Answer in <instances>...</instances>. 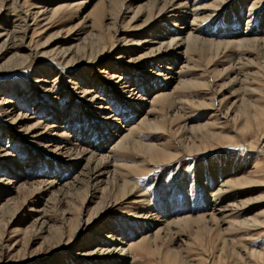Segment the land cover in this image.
Listing matches in <instances>:
<instances>
[{"label":"rangeland","instance_id":"374dc122","mask_svg":"<svg viewBox=\"0 0 264 264\" xmlns=\"http://www.w3.org/2000/svg\"><path fill=\"white\" fill-rule=\"evenodd\" d=\"M11 1L0 13V39L5 38L4 31L13 25ZM23 1L36 3V9H44L45 14L39 25L28 22L29 30H23L19 52L12 51L20 56L17 59H24L21 66L18 62L7 64L13 56L0 52V264H110L113 258L116 264H122L118 255L110 252L112 246L121 242L130 247V264H182L181 258L168 259L167 251L181 253L192 264H250L241 250L262 251L264 228L230 232L229 224L233 219L261 216L264 185L226 188L224 184L247 177L259 167L257 180H264V112L241 102L244 95L239 83L241 76L234 82L231 79L234 74L225 75L229 57L238 58V51L220 47L218 53L209 52L204 44H191L192 62L189 55L182 57L189 59L186 61L190 67H196L187 72L182 69V80L193 77H198L196 81L200 83L207 80L208 89L192 86L181 90V81L176 80L156 102H153L155 94L144 105L142 100H147L149 92L158 91L163 85L164 76L158 67H162L163 60L164 68L168 66L174 53L169 50L154 53L171 44V36L184 32L178 29L185 20H179L180 13L174 12L184 11L186 0H174L157 16L150 8L154 2L158 6L159 0H20V3ZM213 1L216 0H188L186 7L197 15L186 17L185 26L193 18L198 17L199 21L200 16L205 17L202 23L197 21L192 26L196 37L214 43L264 41V0H227L217 12L209 9L208 4ZM209 14L212 16L207 18ZM116 17V26L112 27ZM163 32L167 33L165 37ZM47 41L51 46L41 48ZM102 48L105 54L93 62L87 59L78 62L84 49L96 57ZM65 51L72 52L73 56L66 58L75 62L71 68L53 60ZM180 66L176 65L175 72L180 71ZM244 69L254 72L249 66ZM261 74L250 84L261 89V93L244 95V99L256 101L258 107L264 106V72ZM174 98L187 100L191 107L181 110L171 121L164 118L162 111L168 110ZM212 101L218 118L221 117L217 126L212 132L202 128L187 134L198 138L187 142L186 150H179L174 161L151 166L132 149L115 150L116 165L126 160L119 159L120 154L130 165L133 159L140 161L141 170L146 165L151 167L140 173H128L127 179L136 187V195L117 201L111 211H102L86 228L83 223L99 202L105 204L120 197L114 192L100 200L107 175L101 176L98 184L91 182L110 164L111 155L105 163L98 160L113 149L112 144L118 139L112 144L109 140L116 131L122 134L120 126H132L130 136H135V141L164 144L170 154L178 148L171 135L177 125L185 123L190 131L191 126H202L214 119L211 117L214 109L202 107ZM5 110L12 112L11 117H6ZM144 116L152 131L147 126L138 127L137 121ZM156 127L164 131H154ZM210 134L215 137H209ZM55 145L87 155L81 154L79 160L71 151V155H60L54 151ZM247 200H250L248 210L229 209ZM150 206L153 218L146 216ZM221 209L223 214L219 215ZM213 213L218 214L214 224L172 229L173 242L155 243L160 250H150L153 244L149 243L137 245L148 233L175 219ZM144 222L150 228L143 227ZM208 226L212 232L205 228ZM226 238L235 241L236 251L242 257L222 251ZM250 261L261 264L254 258Z\"/></svg>","mask_w":264,"mask_h":264},{"label":"bare ground","instance_id":"6f19581e","mask_svg":"<svg viewBox=\"0 0 264 264\" xmlns=\"http://www.w3.org/2000/svg\"><path fill=\"white\" fill-rule=\"evenodd\" d=\"M8 1L9 0H0V13L4 10V7L7 6ZM173 1L174 0H159V5L157 6L155 4L156 2H154L153 4H151L150 9L152 10V13L157 16V15L161 14L163 9L167 5L171 4ZM226 1L227 0L213 1V3L211 5L208 4V6H210V8L209 7L208 8L212 9L211 11L217 12L221 8H223ZM184 3H185V8H186L184 11L179 10V11L174 12V13H180V14H178L177 18L178 19L180 18L181 21L182 20L186 21L185 18L192 16V13H194V11L192 12L188 9V7H186L188 0L184 1L183 4ZM36 6H37L36 3H32V2H28V1H23L20 3V0H12L11 3L9 4V9H10L9 11L13 12V17H14L13 21H11L13 25H12L10 30L4 31L5 32V38L0 39V41H1L0 44H2V46H0V52L3 54L4 53L5 54L11 53L13 58L14 57H16V58L15 59L12 58L11 60H9L7 62V64L12 63V62H18V66H21L22 63L25 62L24 59H17V57H20L17 53L19 52V49H18L19 42L23 41V30L24 29L29 30V25H28L29 21H31L34 25H39V23H40L39 19L45 14L44 9H36V8H38ZM191 6H192V4H191ZM200 10H201V8H200ZM196 11H197V9L195 10V12ZM199 12H202V10ZM211 14H209V16H207V18L212 16ZM193 15L195 17L197 14L195 15V13H194ZM50 17H51V14H50ZM148 19L150 20L152 18L148 16ZM204 20H205V17H203V16L199 17V21H201V23ZM116 21H117V17L112 20V27L116 26ZM185 21L183 23V26H180L178 29V30H184V32L178 33L177 35H174V36H171L170 37V39H171L170 43L171 44L165 45V47L163 49H158L154 53V55L155 54H161L163 52V50L164 51L169 50V51L174 53V56H173V60H170V62L167 64L168 66H166L165 68H164V65L166 62L164 60L161 61L162 67H158L159 68L158 72H161V74L164 76L163 85L161 87L158 86L159 87L158 91L154 90L155 92H153V91L149 92L148 97H147L148 101L145 99L142 100V102H144V105L148 104L151 101L149 99L152 97V95H155V94H156V96H154L153 102H156L168 90L170 83L173 81H176V80L181 81V82H179V88L181 90L191 89L192 86H202V89H208L209 83L207 80H204L202 83L196 81V80H198V77H196V78L193 77V79H188V80H184V81L182 80L184 72L193 70L196 67L194 65H192L190 67L188 65V62H187V61H189L188 58H190V53H191V50H190L191 46L190 45L191 44H195V45L196 44H199V45L204 44L208 48L207 50L209 52L217 51V53H218L220 51V49H219L220 47L223 49L229 48V49L234 50V51L237 50L239 53L238 58H233L231 56L229 57V62L227 64L228 66L225 69V75L227 77H231V74H234L235 76L234 77L232 76L233 78H231L234 80V82H237L238 76H241L239 79L240 80L239 83L241 86H243L242 92L244 93L245 97L248 94H253L256 92L261 93V89L253 88L250 86V84H252L253 81L256 80L255 79L256 77L261 78L262 77L261 73L264 72V41H262V40L261 41H258V40H242L239 42L238 41L235 42L236 41L235 40L234 42L230 41V43H222V42H217V43L215 42L214 43L213 41L201 40L198 37H196L197 35L195 36L193 34L194 27H192L194 25V22L196 23L198 21V17L191 19V23L188 24L187 26H185V24H187V22L185 23ZM163 34H164L163 37H165V35H167V33H165V32H163ZM176 36H177V38H176ZM163 37H161L160 40H162ZM173 41H177V42L172 43ZM30 43L31 42H29V45H30ZM42 45L43 46H41V48H43V49H46L48 46H51L49 44V41L43 43ZM13 49H15L17 53H12ZM109 49H111V48H109ZM104 50H105V48H102V50L99 52V55H97L96 57H93L91 55V53H87L86 50L84 49L82 51V57L78 62L86 60V59H87V61L93 62L99 56L105 54ZM70 55H72V52L68 53V51H65V52L59 54L58 55L59 57L55 56V58L53 60L57 61V63L63 65L66 68H71L75 64V62L73 61V59H71L70 61L66 60V58ZM183 55H189V56H187L188 57L186 59L187 61L185 59H183V57H182ZM107 58L109 60H112V58L110 59L109 56ZM190 62H192L191 58H190ZM177 64L181 65L179 67L180 71L175 72V69L177 68L176 67ZM246 66H249L251 69H254L253 70L254 72L251 73V71H246V72L243 71L244 67H246ZM160 68H164V69L161 70ZM182 69H185L186 71L182 72ZM244 70H246V69H244ZM240 71H241V73H239ZM106 76H108L110 78L112 77L108 74H106ZM132 95L134 96V94H132ZM244 95L242 96L241 102L244 103L246 107L250 106V107L257 109V110H259V108H261V110H259V112L260 113L264 112V106L258 107L259 105L257 106L256 101H253V100L248 101L247 98L244 99ZM246 102H247V104H246ZM151 107H153V103H152ZM190 107L191 106H190V104H188L187 100H181V99L176 100V98H174L172 103L169 105L168 110L162 111V112H163L164 118L171 119V121H172L173 117L177 118L179 116V113H181V110L184 111L186 109H189ZM202 107L214 109V111H213L214 114H212V116H211L214 119L211 121L208 120L207 122L203 123L202 126L201 125L191 126L190 131L187 130V125L185 123L181 122L180 125H177V129L172 131L171 135L176 139V141H177L176 144H177L178 148L175 149L170 154L165 151L166 146L164 144L154 145L153 143H145L142 141H135V136H130V134L133 131L132 126L130 128H126L128 126H126V127L120 126L119 129L122 130V134H120L118 131H116L115 134L112 136V138H110V140H109L111 142L110 144H112L113 140L118 139L114 144H112V145H114V146H112L113 149L108 151V152L106 151L107 155H105V156H104V154L100 155V157H99L100 160H98L99 163H102V161L103 162L109 161L108 156L111 155L110 160L112 162L109 161L110 164H108V166H104L103 169L100 170V172H98L94 176V178H92V180H91V182L94 181V184H98L101 182V176L107 175L106 176L107 182H106L105 186L103 188H101V190H100V195H101V196L99 195L100 200H101V197H103L105 195H110L111 193H114V192L119 193L120 197L118 199H114L112 201H109L105 204H103V202H99L96 205V207L92 211H90L89 215L87 216V219L84 221L83 224L85 225L86 228H88V225L91 222H93V219L95 217H97L98 215H100L102 213V211H109V210L111 211L113 206L117 203V201H123L124 199L128 200V198L130 196L136 195V193H137L136 187L132 183H130V181L127 179L128 173H131V172L140 173V172H143L142 170L145 168H147V170H149V168L152 166L151 164H162V163H168V162L174 161V159H176L179 156V154H178L179 150H181V151H184V149L186 150L187 142H189L192 139L198 138V137H188L187 134H190V132H198V130H200L202 128H204L206 130V132H212L213 128L215 126H217L216 121L221 117L218 118V116H219L217 114L218 110L216 109L217 107H214L213 101L210 104L203 105ZM141 113H142V110L137 113V116L141 115ZM146 114H149V113L147 112ZM225 114L227 115L228 113L226 112ZM244 114L248 115L247 112H245ZM5 115H6V117H11L12 112L9 113L8 110H5ZM135 118H137V117H135ZM144 119H145V116L137 121L138 127L147 126L148 129L150 131H152L150 129L151 126L145 124V123H147V121ZM128 123H130V122H128ZM154 131H162L163 132L164 130L162 129V127H156L154 129ZM213 134H210L209 137H211V138L215 137V135H213ZM200 139H202V138H200ZM53 148H54V151H57L60 155L64 154V153H70V151H71L74 153L75 159L81 158V154L83 157V155L86 153L84 151H81L78 153L74 149H73L74 151L71 150L72 148L71 149L61 148L59 145L58 146L55 145V147H53ZM53 148H49V149L51 150ZM128 149H130V150L132 149L135 152H137L139 155H141L142 159H144V161L147 162L146 164L149 163L151 166L146 165L141 170L140 165H139V163H141L140 161L138 162V161H136L137 159L135 160L132 158L133 159V160H131L132 164L130 165L127 162L129 160H127L126 157H123L120 154L118 155V158L119 159L124 158L127 161L125 160V161L119 162L120 164L116 165L117 156H115V154H116L115 150H120V151L125 152ZM70 155H71V153H70ZM85 155H87V153ZM102 157H104V158H102ZM68 161H70V157H69ZM100 165L101 164H99L98 166H100ZM259 174H260V167L257 170H255L254 173L249 174V176H247V177L243 176V178H238L236 180L228 181L224 185L226 186V188L227 187L230 188V187H232V185L250 186V184H253V183H262L261 185H264V180H261V181L257 180L258 179L257 176H259ZM94 184H92L91 187H93ZM219 195H221V194H219ZM216 199H218V198L216 197ZM249 201L250 200H247L246 202L238 203L237 205L233 204L234 207H231L232 206L231 205L229 209L232 211L233 210L234 211L235 210H237V211L248 210L250 208L249 207L250 206ZM218 214L219 215L223 214L222 209L218 210ZM218 214L215 215V213H213V214L208 215V216H199V217H195V218L183 217V218H180L178 220L175 219V221H173L169 224L166 223L167 225L166 226L164 225L165 227H162V228L159 227L156 231H154V232L152 231L153 233H148V235L145 234L147 237H145L144 240L141 239L142 241L137 243V245H139L141 243H149V244H153L152 247L149 248L150 250H152V251L160 250L159 245L155 244V243L156 242L158 243V241H159V243L162 241L168 242V243L173 242V234L175 232H173L172 229L180 230V229H183L186 226H190L192 224H194V225L209 224V223L214 224L216 221L215 217ZM260 215L261 216L253 217V218H246V219L239 220V221H237V219L236 220L233 219L232 221H230L229 231L231 232V231L239 230V229L243 230V229L264 228V210L262 211V213ZM146 216L148 218L155 217L153 209L151 206L148 207ZM207 217H208V219H207ZM144 226H146L147 228H150V224L147 222L143 223V227ZM205 228H207L208 232L213 231V229H211L209 226L205 227ZM100 230H101V228H100ZM99 232H101V231H99ZM195 234H198V232H195ZM115 237L117 239L116 235H113L112 238L115 239ZM127 246L128 245H126V243L121 242L118 246H112V249L110 250V252L112 254L118 255L117 258L121 259L122 264H130L129 263L130 247L129 246L127 247ZM236 247L237 246L235 244V241H233L231 239L226 238L222 241V251L223 252L227 251L230 255H237L239 257L240 256L242 257L241 252L244 251L242 253H243L244 257L248 259L250 264H257V263H252L250 261L251 258L259 260V261H261L260 262L261 264H264V249L262 251H247L244 249V250H241V252H238V251H236ZM105 249H107V248H105ZM102 253L103 252L101 251V254ZM90 254H91V252H89V255ZM165 256L168 259H170L171 261H173L177 258H181L182 264H192L191 262L187 261V259H185V256L183 257V255L179 252L167 251ZM115 260L116 259L113 258V260L110 261V264H116Z\"/></svg>","mask_w":264,"mask_h":264}]
</instances>
